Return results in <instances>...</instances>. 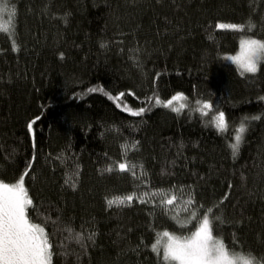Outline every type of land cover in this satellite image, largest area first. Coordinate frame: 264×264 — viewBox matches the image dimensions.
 Segmentation results:
<instances>
[{"label": "trees", "instance_id": "trees-1", "mask_svg": "<svg viewBox=\"0 0 264 264\" xmlns=\"http://www.w3.org/2000/svg\"><path fill=\"white\" fill-rule=\"evenodd\" d=\"M0 24V181L27 172L51 264H178L163 245L206 214L230 255L264 264V61L230 59L264 41V0H0Z\"/></svg>", "mask_w": 264, "mask_h": 264}, {"label": "snow or ice", "instance_id": "snow-or-ice-1", "mask_svg": "<svg viewBox=\"0 0 264 264\" xmlns=\"http://www.w3.org/2000/svg\"><path fill=\"white\" fill-rule=\"evenodd\" d=\"M14 9L12 16H14ZM9 17V24L11 26ZM218 29H230L243 31L245 26L234 23H218ZM0 30H4L3 24H0ZM251 30V26L248 29ZM244 46L242 55L230 57L233 62L239 65L244 73H256L258 65L264 61V41L258 39H245L241 41ZM13 50H17L15 47ZM95 91V89H90ZM125 94L121 92L115 99H120ZM109 99H113L109 97ZM186 99L182 93H177L164 107H170L175 100ZM200 104V101H196ZM156 104H161L159 98L156 99ZM186 107L185 104H180L179 107H173L172 111L179 113ZM212 105L205 102L203 108H211ZM145 112L144 108H140L138 112H132L134 116H139ZM252 119H260L258 116ZM34 123V121L32 122ZM32 123L28 125L32 128ZM225 114L219 112L216 117V127L223 129L225 127ZM246 127L241 123L235 135V143L231 145L233 155H235L243 140V133ZM119 171L125 172L129 168L126 164L118 165ZM111 172L113 169H106ZM27 172L19 177L16 183H4L0 181V264H51V245L48 241L45 230L41 225L30 222L27 209L32 206L33 201L28 196V192L24 186V178ZM175 197L166 199L162 203L172 204ZM133 201V196L115 197L107 201L109 206L116 204L117 206L130 204ZM141 202H144L141 199ZM211 212V209H209ZM218 219V218H217ZM212 223L209 216H203L199 228L192 236L183 241L169 237L168 232H164L165 237H169V241L163 245V260L166 262L176 261L178 264H253L255 257L248 258L244 255H230L224 244L220 240H214L212 237ZM91 239V237H89ZM153 251H157L156 245H153ZM251 256V254H248Z\"/></svg>", "mask_w": 264, "mask_h": 264}, {"label": "rangeland", "instance_id": "rangeland-1", "mask_svg": "<svg viewBox=\"0 0 264 264\" xmlns=\"http://www.w3.org/2000/svg\"><path fill=\"white\" fill-rule=\"evenodd\" d=\"M243 40H245V39H243ZM243 51H244V46L241 44L240 45V50H239V52L236 54V55H234V57H236V56H240V55H242V53H243ZM232 57V56H231ZM232 60V59H231ZM233 61V60H232ZM238 65V64H237ZM183 96L185 97V95L183 94ZM185 104V99H181V100H175V101H173V103H172V105L173 106H175V107H179L180 106V104ZM202 222V221H201ZM201 222L199 223V225H198V227L195 229V231L199 228V226H200V224H201ZM194 231V232H195ZM193 232V233H194ZM192 233V234H193ZM192 234L189 236V237H187V238H184V239H178V238H176L177 240H180V241H183V240H185V239H188V238H190L191 236H192ZM212 237H213V239L214 240H220V241H222L221 239H219V238H217V237H215V236H213V234H212ZM173 238V237H172ZM175 239V238H174ZM169 241V240H168ZM167 241V242H168ZM223 242V241H222ZM224 244V243H223ZM225 246V245H224ZM226 248V247H225ZM178 263V262H177Z\"/></svg>", "mask_w": 264, "mask_h": 264}]
</instances>
